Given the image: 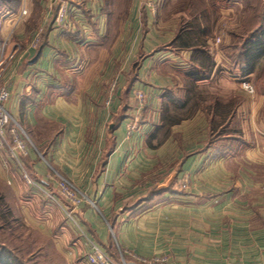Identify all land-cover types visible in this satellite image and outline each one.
<instances>
[{
    "label": "crops",
    "instance_id": "obj_1",
    "mask_svg": "<svg viewBox=\"0 0 264 264\" xmlns=\"http://www.w3.org/2000/svg\"><path fill=\"white\" fill-rule=\"evenodd\" d=\"M30 1L31 11L46 9V24L26 22L22 0L16 9L0 5V50L7 38L9 48H19L2 78L11 93L7 106L50 164L95 202L75 210L87 234L116 259L130 250L166 256L169 264H264V89L254 95L242 89L253 71L232 58L238 44L173 50V27L156 28L151 0H135L133 48L145 57L125 93L129 102L142 88L148 103L140 129L129 131L135 104H125V86L108 104L97 82L94 45L109 30L101 0H71L62 25L50 9L54 0ZM159 126L166 130L162 150L152 143ZM216 129L230 131L211 140ZM137 146L145 150L135 153ZM43 156L29 145L23 161L44 189L57 193ZM152 171L163 172L157 183L163 188H135V178ZM0 190L41 241V264H90V248L62 208L68 203L29 186L1 147Z\"/></svg>",
    "mask_w": 264,
    "mask_h": 264
},
{
    "label": "rangeland",
    "instance_id": "obj_2",
    "mask_svg": "<svg viewBox=\"0 0 264 264\" xmlns=\"http://www.w3.org/2000/svg\"><path fill=\"white\" fill-rule=\"evenodd\" d=\"M256 1L257 0H151L147 2L145 0V2H152L156 6V10H152L155 19L154 26L156 28L159 27V30H163L164 28L167 29V26L173 27L171 30L172 40L184 26H188V28H194L195 24L196 26L201 24V28H206V32H208V35H206L208 37V41L219 45H223V42L225 41L231 43L235 42L239 47L241 46L242 40L244 39V37L241 36L242 32L244 31L245 27L247 28L246 18H244V11L249 4H252L253 2L256 4L258 2ZM30 2V0H22L20 7V11H22L23 6L26 5L28 10L26 15L28 20L26 19V22L46 24V22H43L42 20V17L45 16L46 9L38 8L31 11V7H29ZM239 2L243 4V7H239ZM62 4L68 6L69 12L70 5L72 4L71 0H54L50 4V9L52 14H54L55 19ZM101 5L102 11L106 15L109 30L106 40H102L101 43L94 45L93 51L97 55V59L100 61L99 67L101 68L99 69V71L101 70V73H98L97 82L101 83V85L104 86V89H107V99L113 98L119 86H125L123 93L124 101L125 104H130L131 102L135 104V131H138L141 127V122L144 119L143 110L148 103V96H146L145 103L143 104L141 110L137 112L139 106L134 94L133 99L130 98L131 102H127L128 98L126 99L125 93V90H127L131 84L132 78L137 75V70L141 66L145 57L143 50H139L138 53L135 54V48H133L135 39V0H101ZM12 6H14V3ZM149 6L151 7V5ZM227 7H234V12L229 14L223 13L224 8ZM66 24L68 23L66 22ZM139 27L140 34L144 35V25L142 24ZM219 38L220 41L217 42V39ZM168 46H170L173 50H177L175 45H171V41L169 42ZM238 46L236 48H232L231 53L233 59L237 62H240L242 57L240 55V48H238ZM199 58L204 59L205 55L199 54ZM105 60L106 62H104ZM244 79L253 82L255 88L264 89V56L257 61L253 75L245 76ZM183 115L185 116V114ZM25 130L27 132V129ZM228 130L230 131V129ZM228 130L216 129V132L212 134L211 140H216L219 138V133L221 131L224 132ZM154 132L155 137H152V143L156 142V146L162 150L161 148L164 147L163 143L165 141L164 137H166V130L163 126H159L154 129ZM148 139L149 138L146 139V142ZM137 147L135 148V153H137L139 150L142 152L145 150V148ZM38 149L44 155V165L50 171L51 168L47 164L49 161L45 158L46 155L44 154L43 149L40 146ZM154 173L155 172L153 171L145 172V174L142 176L135 178V188H163L157 184L158 181L163 177V172L157 171V173L153 175ZM185 183H187L188 186L187 180L184 181L182 186ZM14 232L15 234H23L27 236L30 230L28 229L27 225L23 224L19 228L16 227ZM2 238H5V235L0 233V240H2ZM18 244L21 243H15V245Z\"/></svg>",
    "mask_w": 264,
    "mask_h": 264
},
{
    "label": "built area",
    "instance_id": "obj_3",
    "mask_svg": "<svg viewBox=\"0 0 264 264\" xmlns=\"http://www.w3.org/2000/svg\"><path fill=\"white\" fill-rule=\"evenodd\" d=\"M150 5L152 10H156L155 4L150 2ZM67 12L68 6L62 4L56 16V22L58 24H65ZM27 13L28 10L26 5H24L21 11V16H26ZM42 32L43 28L41 27L32 40V46H37L39 44L42 38ZM9 40L10 39L7 38V40L3 42L0 50V147L7 148L10 157L17 163L25 182L29 186L39 189L45 197L53 202L58 203L59 198H62L68 203V206H62V208L69 222L78 231L79 235L85 239L86 244L89 246L90 249L87 252V260L90 264H169L166 256L147 258L130 250H119L120 256L119 259H116L104 250L96 240L87 234L80 219L76 215V208H78L83 202L89 201L93 203L94 206H96V204L72 179L59 172L45 160L51 168L48 173L49 179L53 180L57 186V193H54L50 190L44 189V187H42L41 184L30 174L23 161V156L28 153L29 145L37 151L38 149L30 139L24 127L8 109L7 103L10 100L11 93L8 86L2 83L4 72L19 53V48H9ZM219 41L220 38L217 39V42ZM241 86L250 95H254L256 92L254 83L247 79L241 80ZM134 96L139 106L137 110L138 112L145 103L147 96L146 91L142 88H138L134 90ZM111 99L112 98H109L107 100L108 104L111 102ZM128 129L129 131L135 130V120L129 124ZM183 187H187V183H185ZM127 254L131 255L132 258L128 259L126 257Z\"/></svg>",
    "mask_w": 264,
    "mask_h": 264
},
{
    "label": "trees",
    "instance_id": "obj_4",
    "mask_svg": "<svg viewBox=\"0 0 264 264\" xmlns=\"http://www.w3.org/2000/svg\"><path fill=\"white\" fill-rule=\"evenodd\" d=\"M18 1L0 0V5L6 4L16 9ZM257 1L256 4L254 2L249 4L244 11L247 28L245 27L242 32L241 36L244 39L241 46H238L242 58L240 62L235 61L245 72L254 71L257 61L264 56V0ZM201 27V24L197 26L195 24L194 28L184 26L171 41V45H175L176 49L192 48L199 51L208 41L206 36L208 32L206 28ZM21 224L23 225L14 204L4 191L0 190V233L5 235V238L0 240V264H41L42 257L39 251L41 241L31 228H28L30 232L27 236L15 234V228H19ZM16 242L21 244L15 245Z\"/></svg>",
    "mask_w": 264,
    "mask_h": 264
}]
</instances>
